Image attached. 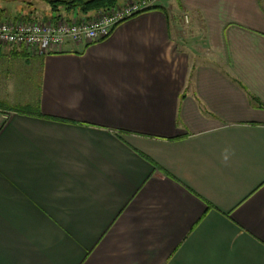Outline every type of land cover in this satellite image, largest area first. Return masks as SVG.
Returning a JSON list of instances; mask_svg holds the SVG:
<instances>
[{
  "label": "crops",
  "instance_id": "0c3cea01",
  "mask_svg": "<svg viewBox=\"0 0 264 264\" xmlns=\"http://www.w3.org/2000/svg\"><path fill=\"white\" fill-rule=\"evenodd\" d=\"M0 264H264V0L0 49Z\"/></svg>",
  "mask_w": 264,
  "mask_h": 264
},
{
  "label": "built area",
  "instance_id": "2783aa9c",
  "mask_svg": "<svg viewBox=\"0 0 264 264\" xmlns=\"http://www.w3.org/2000/svg\"><path fill=\"white\" fill-rule=\"evenodd\" d=\"M157 0H131L93 20L33 21L9 20L0 22V49L23 48L44 56L60 52L69 42L94 44L111 35L122 23L155 7ZM185 22H189L185 17Z\"/></svg>",
  "mask_w": 264,
  "mask_h": 264
},
{
  "label": "rangeland",
  "instance_id": "374dc122",
  "mask_svg": "<svg viewBox=\"0 0 264 264\" xmlns=\"http://www.w3.org/2000/svg\"><path fill=\"white\" fill-rule=\"evenodd\" d=\"M48 0H0V14L2 18L0 22L9 21V20H21L24 22H33L35 21H56V20H77L82 21L84 19L93 20L99 13L108 12L107 10H99L90 13V16L84 15L79 9L71 10L66 12V8L61 7L59 12H53L51 6L47 3ZM61 2H70L71 0H59ZM131 0H123L119 6L123 3H127ZM160 0H157L159 3ZM156 3V5H157ZM114 6L112 9H114ZM111 9V10H112ZM2 11V13H1ZM31 17L33 21H27L26 17ZM185 22V21H184ZM187 25V23H186ZM185 37L187 33L184 32ZM188 44V43H186Z\"/></svg>",
  "mask_w": 264,
  "mask_h": 264
},
{
  "label": "trees",
  "instance_id": "16d2710c",
  "mask_svg": "<svg viewBox=\"0 0 264 264\" xmlns=\"http://www.w3.org/2000/svg\"><path fill=\"white\" fill-rule=\"evenodd\" d=\"M123 0H71L70 2H61L59 0H48L47 3L53 9V12H59L61 7L66 8V12L79 9L84 15L90 16L91 12L99 10H111L114 6L120 4ZM154 8V7H153ZM151 8V9H153ZM158 8V7H157ZM2 13V11H1ZM2 14H0V20ZM27 21H33L31 17H26ZM36 19H34L35 21ZM254 105L261 106V103L256 98H251Z\"/></svg>",
  "mask_w": 264,
  "mask_h": 264
},
{
  "label": "clouds",
  "instance_id": "9594fccd",
  "mask_svg": "<svg viewBox=\"0 0 264 264\" xmlns=\"http://www.w3.org/2000/svg\"><path fill=\"white\" fill-rule=\"evenodd\" d=\"M234 155V149L231 146H226L221 151V160L223 163L227 164L230 161L231 156Z\"/></svg>",
  "mask_w": 264,
  "mask_h": 264
}]
</instances>
